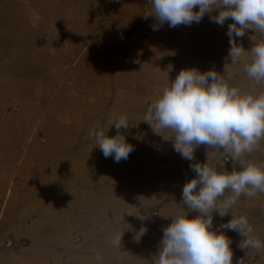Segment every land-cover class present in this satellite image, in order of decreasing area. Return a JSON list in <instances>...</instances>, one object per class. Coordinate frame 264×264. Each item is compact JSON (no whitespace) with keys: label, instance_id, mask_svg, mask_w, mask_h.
Instances as JSON below:
<instances>
[{"label":"rangeland","instance_id":"rangeland-1","mask_svg":"<svg viewBox=\"0 0 264 264\" xmlns=\"http://www.w3.org/2000/svg\"><path fill=\"white\" fill-rule=\"evenodd\" d=\"M0 5L10 13L0 21V68L7 62L0 84L19 77L23 83L15 85L32 92L34 83L44 91L32 102L34 111H24L14 97L1 104L0 264H153L160 245L153 246L171 217L184 211L190 219L198 215L182 204V187L195 178L190 164L239 170L231 156L222 158V150L205 145L194 150V160L182 158L171 130L158 136L142 121L151 102L187 68L186 47L198 45L187 43L183 25L145 19L152 12L149 0H0ZM240 58L243 70L218 60L214 71L244 93L260 90L244 71L248 57ZM198 60L204 67L206 57ZM47 76L53 79L45 81ZM121 115L130 124L120 131L134 150L117 163L103 156L89 132L97 122L107 130ZM107 135H116L114 125ZM242 159L264 168V139ZM245 197L223 217L213 212V230L231 216L247 218ZM224 199L217 201L220 212ZM250 200L262 214L254 216L252 235L264 243V193ZM221 231L231 240L232 264H264V250L242 249V236Z\"/></svg>","mask_w":264,"mask_h":264},{"label":"clouds","instance_id":"clouds-1","mask_svg":"<svg viewBox=\"0 0 264 264\" xmlns=\"http://www.w3.org/2000/svg\"><path fill=\"white\" fill-rule=\"evenodd\" d=\"M153 16L158 25L167 23L170 27L189 26L199 23L205 14L210 21L223 26L228 25L231 63L236 62L243 48L233 37H243L247 29L264 35V0H149ZM198 7V11L194 8ZM213 11L217 15H211ZM239 25V26H237ZM157 30V26H153ZM251 62L245 64L244 71L249 80L256 84L264 82V42L255 44L251 50ZM142 121L147 123L155 135L161 136L165 129L171 130L174 150L182 158L194 160V150L205 145L211 151H223L222 158L231 156L239 165L231 172H219L206 163L190 164L195 178L182 187V204L189 211L198 213L193 218L186 211L171 217V223L163 228L159 251L153 264H232L231 240L221 229L237 232L243 237L240 248L264 250V243L255 238L253 228L244 216L233 217L219 228L213 230V212L221 217L241 195L254 197L257 192L264 193V168L242 159L251 153L261 139H264V92L257 95L244 93L225 83L214 70L201 73L196 69L181 70L173 81H169L162 92L148 106ZM126 116L112 119L107 130L99 122L89 132L105 158L112 157L119 163L126 160L134 150L126 142L121 129L129 128ZM115 126L116 135L109 137L110 126ZM229 190L232 195L220 205L217 201ZM120 238L114 241L120 247ZM98 262L102 257L96 256ZM237 264H243L238 260Z\"/></svg>","mask_w":264,"mask_h":264},{"label":"crops","instance_id":"crops-1","mask_svg":"<svg viewBox=\"0 0 264 264\" xmlns=\"http://www.w3.org/2000/svg\"><path fill=\"white\" fill-rule=\"evenodd\" d=\"M194 11H198V7L194 8ZM218 14V12H216ZM9 10H5L3 6L0 5V21L5 23L9 17ZM209 14H205L203 19L199 23H192L189 26L183 25L184 30H186L187 34H185V37H187V43L188 44H197L198 46L195 48L194 46H187V68L186 69H196V70H219L218 67V60L221 62V60H224L223 62L230 70H243V60H237L234 63H231V57H229L228 52L230 49L229 44V37L227 36V29L228 25L230 23H233L231 19H228L225 21L223 26L217 25L214 22H210L208 18ZM150 17V16H148ZM147 17V18H148ZM151 20L153 18L151 17ZM2 24H0L1 26ZM168 24L166 23V26ZM239 26V25H237ZM208 30V34H207ZM212 31V32H210ZM215 31V32H214ZM208 35V37H207ZM257 37H260V41L255 42L254 39ZM236 41V44L243 48V53L241 55L240 59H245L248 57V63L252 59L250 50L251 48L260 42H264V35H261L258 31H254L252 29H247L245 31V35L243 37H233ZM217 45L219 46V52H217ZM203 48V49H202ZM0 51H3V47L0 45ZM192 52V53H191ZM216 52L219 54L217 57ZM191 53V54H190ZM192 54H196L197 56H193ZM206 57V62H204V67L199 65L200 60H198L196 64V57L200 59L201 56ZM213 58V60H211ZM8 61V60H7ZM6 63V64H5ZM7 65L6 60L3 63V66L0 68L1 70H4ZM241 68V69H238ZM237 73V72H236ZM53 79V76H47L45 81H49ZM9 83V84H8ZM7 82H4L3 84H0V109L1 104L3 102L4 98L14 97L15 101L18 102L19 106L23 108L24 111H34V107L31 106L32 102L35 100H38L41 97V93L44 92L42 86H37L33 83V87L36 86V88H33L34 91L28 92L25 87L15 85L16 83H23L22 78H15L14 81L8 80ZM15 83V84H14ZM230 84H232V81H230ZM229 85V84H228ZM261 89H254L251 90V93L253 95H257L261 92H264V82L261 83ZM242 91V90H241ZM247 93V89H246ZM25 114V113H24ZM229 196L224 195V198L226 199ZM244 201L241 203H245V209L247 212V220L248 223L251 225V227H254V216H262L259 212H255L253 210V205L250 200V197L243 198ZM239 198L237 199V203L239 204ZM255 213V214H254ZM235 214V213H234ZM261 218V217H260ZM158 245L155 244L153 246L154 250L157 249ZM47 254V253H46ZM48 256L50 255L47 254ZM156 259V256H153V261ZM129 261V259H128ZM40 264V261H39Z\"/></svg>","mask_w":264,"mask_h":264},{"label":"water","instance_id":"water-1","mask_svg":"<svg viewBox=\"0 0 264 264\" xmlns=\"http://www.w3.org/2000/svg\"><path fill=\"white\" fill-rule=\"evenodd\" d=\"M9 242V241H8Z\"/></svg>","mask_w":264,"mask_h":264}]
</instances>
